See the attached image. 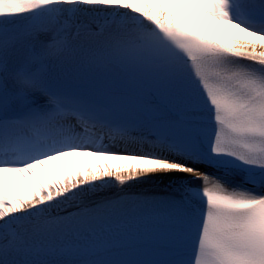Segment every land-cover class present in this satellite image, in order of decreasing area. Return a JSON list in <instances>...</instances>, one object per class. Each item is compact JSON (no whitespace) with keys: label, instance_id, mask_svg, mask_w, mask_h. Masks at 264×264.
I'll use <instances>...</instances> for the list:
<instances>
[{"label":"snow or ice","instance_id":"6c2138e0","mask_svg":"<svg viewBox=\"0 0 264 264\" xmlns=\"http://www.w3.org/2000/svg\"><path fill=\"white\" fill-rule=\"evenodd\" d=\"M0 264H264V0H0Z\"/></svg>","mask_w":264,"mask_h":264},{"label":"bare ground","instance_id":"6f19581e","mask_svg":"<svg viewBox=\"0 0 264 264\" xmlns=\"http://www.w3.org/2000/svg\"><path fill=\"white\" fill-rule=\"evenodd\" d=\"M83 161V158H80ZM196 179L187 173H157L151 174L145 177H141L138 180L129 182L126 186H120L115 181L108 186V192L114 193L123 189H133L135 187H146V188H168L171 190H176L182 182L190 181ZM102 192L103 191L102 189ZM93 193H90V197Z\"/></svg>","mask_w":264,"mask_h":264}]
</instances>
